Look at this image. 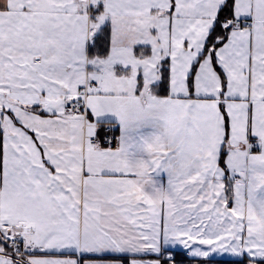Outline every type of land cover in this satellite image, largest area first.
Returning <instances> with one entry per match:
<instances>
[{"label": "snow or ice", "instance_id": "obj_1", "mask_svg": "<svg viewBox=\"0 0 264 264\" xmlns=\"http://www.w3.org/2000/svg\"><path fill=\"white\" fill-rule=\"evenodd\" d=\"M0 264H264V0H0Z\"/></svg>", "mask_w": 264, "mask_h": 264}]
</instances>
